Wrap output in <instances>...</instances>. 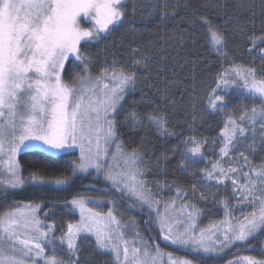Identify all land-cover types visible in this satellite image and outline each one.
<instances>
[{
	"label": "snow or ice",
	"instance_id": "1",
	"mask_svg": "<svg viewBox=\"0 0 264 264\" xmlns=\"http://www.w3.org/2000/svg\"><path fill=\"white\" fill-rule=\"evenodd\" d=\"M127 3L128 0H0V197L7 199L9 193L24 187L25 179L17 159L24 149L78 148L79 158L72 162L71 175L45 177L31 172L28 180L38 186L53 184L67 188L78 173H88L90 169L97 175L103 173L109 187L97 191H115L123 198L135 199L140 206L147 205L150 212H155V223L163 239L196 259L174 258L171 253L162 252L158 244H149L133 218L127 223L118 218L114 201L102 213L88 207L96 200L78 196L69 202V211L78 209L80 218L61 225L66 231L60 236L55 235L54 222L44 223L39 218L38 205L22 204L0 215V264H87L80 259V240L89 233L94 236L98 250L113 256L114 264H164L165 256L167 264H198L237 242L246 244L264 231V164L254 166L241 151V148L256 151L257 126L260 146L264 148V69L258 71L254 66L237 65L229 60L228 66L217 73L215 86L206 89L204 96L196 92L195 83L192 85L189 100L192 121L196 120L195 108L200 103L209 112L224 113L226 117L219 135L222 144L216 153L219 158L212 162L210 170H201L202 178L217 187L227 188L230 182L236 207L252 209L235 216L225 199L224 219L209 229L197 231L201 210L189 203L180 204L177 210L175 200L163 203L156 200L145 178L148 167L143 152L138 148L127 150L118 135L115 117L123 111L121 102L144 78L138 76V70L150 71L151 57L139 47L131 48L127 57L130 68L113 60L98 75H93L89 67L93 61L81 51L82 43H99L125 24H129L125 33L133 37L139 34L141 30L130 23V16L138 7L147 9L149 16L159 12L163 19L169 15L168 0H137L131 13ZM236 7L242 11L250 6L239 3ZM82 18L91 27H83ZM188 23L194 30L196 24L202 25L211 49L229 59L228 39L207 16H194ZM234 23L242 30L239 16L234 18ZM249 39V52L257 51L264 60V48L259 47L264 44V32ZM70 58L83 72L74 75L73 82L63 77ZM233 93L252 101L251 107L241 105L238 117L225 111ZM126 119L133 126H143L146 121L162 136L177 135L168 126V114L160 111L159 106L143 114L131 112ZM188 127L192 129V123ZM249 131L252 143H247ZM180 143L184 146L182 161L196 163L204 159V146L211 144L209 151L214 152L217 142L190 135ZM234 149L239 160L233 159ZM163 159L167 161L168 157ZM244 168L248 171H243ZM152 183L161 190L167 186L159 181ZM176 194L188 195L182 189H176ZM200 196L206 199L203 192ZM178 216L183 219H177ZM146 223L151 224L152 220ZM129 232L131 238H126ZM58 251H65L67 259L58 256ZM229 264H264V258L243 256Z\"/></svg>",
	"mask_w": 264,
	"mask_h": 264
},
{
	"label": "trees",
	"instance_id": "2",
	"mask_svg": "<svg viewBox=\"0 0 264 264\" xmlns=\"http://www.w3.org/2000/svg\"><path fill=\"white\" fill-rule=\"evenodd\" d=\"M136 2L137 0H128L126 7L129 13L133 3ZM239 3L250 7L242 11L238 10L236 5ZM168 5L169 15L163 19L159 12L149 16L147 9L138 7L136 13L130 16V23L141 30L135 37L125 33V29L129 27V24H125L123 28L112 32L99 43L91 45L82 43L81 51L93 61L89 65L93 75L99 74V71L104 66L111 65L113 60L126 69L130 68L127 57L131 48L139 47L149 54L150 71L138 70V76L144 78L139 80L134 92L125 95L121 102L123 111L115 117L118 122V135L127 150L138 148L143 152L149 170L147 174L150 177H155L184 192H193L201 186V170L210 165L211 144L204 146V159L193 163L187 159L182 161L181 153L184 146L180 141L190 135H195L197 138L205 137L209 141H219L226 117L224 113L209 112L203 103H200L195 108L196 120L192 121L190 113L193 110L189 105L192 85L195 83L196 92L204 96L206 89L215 86L217 73L222 67L228 66L229 60L237 65L254 66L258 71L264 69V60L257 51L249 52L251 48L249 38L264 32V0H168ZM194 16H207L224 32L228 39L229 59L221 57L211 49L209 37L205 34L202 25L196 24L195 30L189 27L188 22ZM236 16L240 18L242 30L235 26ZM229 17H233V21H229ZM181 36L183 40L180 39ZM259 47L264 48V44ZM76 74L83 75L82 69L70 59L65 65L64 77L68 81H73V76ZM256 103L258 104L259 101ZM241 105L251 107L252 101L239 93H233L225 111L238 117L242 111ZM156 106H159L160 111L168 114V126L177 135L162 136L156 129L147 125L146 121L143 126H133L131 120L126 119L131 112L143 114L154 111ZM189 123H192V129H189ZM174 148L175 152L172 151ZM164 156L168 157L167 161L163 159ZM76 160L75 152L54 154L44 149L22 151L18 155V161L25 185L22 189L9 193L7 199L0 197V215L22 204L31 203L40 207L41 214L51 210L53 219L60 229L61 225L68 221H77L78 215L73 209L69 211V202L78 196L109 197L110 192L97 191V189H107L108 182L93 173L77 174L72 186L67 188L53 184L38 186L28 180L31 172H37L45 177L71 175L72 162ZM254 160L258 164H264V149L256 154ZM182 163L184 167H181ZM207 195L208 200L204 205L209 208L207 213H213L212 206L217 200V194ZM212 215L215 218L220 217L217 211ZM138 224L151 243L158 244L163 251L179 258L196 259L164 240L154 224L148 225L146 220ZM86 242L82 240L80 245L82 261H86L87 264H113L111 256L98 251L93 243L90 242L89 247L83 248ZM61 253L66 257L64 251ZM262 253H264V231L246 244L237 242L213 258L198 261V264H229L230 261L238 260L243 256L264 258Z\"/></svg>",
	"mask_w": 264,
	"mask_h": 264
},
{
	"label": "rangeland",
	"instance_id": "3",
	"mask_svg": "<svg viewBox=\"0 0 264 264\" xmlns=\"http://www.w3.org/2000/svg\"><path fill=\"white\" fill-rule=\"evenodd\" d=\"M85 19L86 18L81 19V25L83 27H91L90 23L84 22ZM63 77H64V72H63ZM64 79H65V77H64ZM66 81H68V80H66ZM68 82H73V81H68ZM245 127H249V126L245 125ZM246 135L249 137L247 143H252L253 138H252L251 131H249ZM254 139H255V142L257 145L255 152L248 151L246 148H241V151H244V154L248 157V159L252 162V164L254 166L259 167L262 164H258L257 161L254 160V158H255L256 154H258V152L260 150H263L264 148H262L260 146L261 145L260 129L258 126L256 129V136ZM216 142L217 143L214 146L215 151L214 152L210 151V156H211L210 165L207 168L209 170L211 169L212 162L216 161L219 158L218 155H216V153L219 152V147L222 146V144H221L220 140L216 141ZM33 143H40V142H33ZM212 147L213 146L211 145V148ZM30 149H44V150L49 151V152L54 153V154H69V153L75 152L77 155L76 161H78V158H79V149L78 148H72V149H67V150H63V151H56V150H49L47 147H38V148L33 147V148H26L24 150H30ZM5 159H6V157H5ZM17 159H18V156H17ZM233 159H235V160L240 159L235 154V149L233 150ZM225 160H227V158H225ZM224 166L227 167L228 165L225 164ZM142 167H144V165H142ZM243 171H248V169L244 168ZM89 173H93L95 176L102 177L104 179L103 173H100L99 175H97V173L92 169H90L88 173H82V174H89ZM78 174H81V173H78ZM145 178L149 181V187L151 188L153 194L155 195L156 200H160L162 203L164 201L175 200L176 205H177V210L179 209V205L182 203L193 204L196 206V208L201 210L202 214L197 219V231H199L200 229H209L214 224H218L222 219H224L225 209H224L222 201L225 199H227L230 202V210H232V214L235 216H240L241 213L246 214V213L252 211V209L249 207H243V208L236 207V201L232 198L230 182H228L227 188L217 187V185L215 183H207L206 181L203 180V178H201V182H200L201 186L200 187L198 186L197 189L194 190L193 192H186V193H188V195H186V196L178 197L176 194V188H174V186H171L170 184L163 182V181H160L158 179H155V177H152V176L150 177L148 174ZM153 181H159L160 185H167V186L163 187L162 190L158 189L157 185L155 183H152ZM201 192H203L205 194L206 199H201V196H200ZM207 192L217 194V200L214 201V204L212 206L213 207V213H207V209H209V208L204 205L206 203V201L208 200V195H207L208 193ZM220 194H222V197H220ZM90 199L96 200L97 202L96 203H90L88 205V207L94 209L95 211L102 212V213H106L108 211V209L113 206V204L111 202L114 201L115 202V211H116L118 218L121 219V221L124 223H127L129 218H133L137 223L138 230L141 233L142 237L146 241H148L149 244H153V243H151L148 236L144 232L141 231V229L139 228V224H138V223H142V221L144 222V220H146V222H147L151 219L152 223L148 224V225L154 224L158 228V225L155 223V220H156L155 212L154 211L150 212L147 205L140 206V204L135 199L130 198V197L128 198V200H129L128 201L127 198H123V197L117 195V193L115 191H111L109 197H98V198H90ZM25 204H31V203H25ZM32 205H34V204H32ZM14 209H11V210H14ZM73 210L78 215V220H79V218H80L79 217V210L78 209H73ZM163 211H164V209H163V207H161L160 212L162 213ZM189 211H191V209H189ZM215 211H217V215H220L219 218H215L212 215V214H214ZM7 212H5V213H7ZM46 213L48 215H46ZM38 216L42 221H44V223H53L54 222L56 224V222L53 219V212L51 210H48L44 214H41V210L39 207ZM177 219H183V217L178 216ZM63 231H66V229L62 230V228L60 229L57 225V231H56L55 235L60 236ZM161 235L163 236L162 233H161ZM86 236H87V238H84L82 236V238L80 240V245H81V241L85 240L87 242L83 244V248L87 247V246L89 247V245H91L90 242L93 243V245L96 248L94 236L90 233L86 234ZM126 238H131L130 232L126 233ZM167 242H169V241H167ZM174 246H176V245H174ZM176 247H178V246H176ZM159 248H160V246H159ZM160 250L162 252L168 253L166 251H163L161 248H160ZM98 251H100V250H98ZM64 253L66 255L65 251H64ZM102 253L109 254L111 256L112 262L114 264V258L110 253H107V252H102ZM49 254H51V253H49ZM56 254L60 257L67 259V255H66V257L64 255H62L61 251H58ZM172 256L174 258H179L173 254H172ZM162 260H163L164 264H167V257L166 256L162 257Z\"/></svg>",
	"mask_w": 264,
	"mask_h": 264
}]
</instances>
